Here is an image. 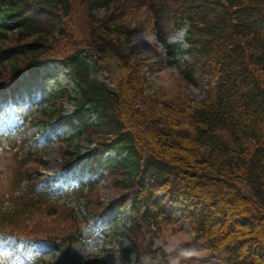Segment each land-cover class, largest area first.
Masks as SVG:
<instances>
[{
	"label": "trees",
	"instance_id": "16d2710c",
	"mask_svg": "<svg viewBox=\"0 0 264 264\" xmlns=\"http://www.w3.org/2000/svg\"><path fill=\"white\" fill-rule=\"evenodd\" d=\"M143 8L161 44L183 58L181 80L206 86L199 100L149 93L141 76L147 65L126 57ZM182 29L183 42L167 43ZM52 39L74 47L52 52ZM47 59L71 80L51 88L40 111L48 125L65 117V104L72 108L75 133L57 141L62 168L85 141L94 145V166L123 192L102 207L93 200L98 182L88 178L72 192L84 213L57 203L34 171L45 164L43 152L25 143L22 159L35 168L25 177L14 170L12 187L25 191L0 212L2 227L38 241L37 228L50 226L44 218L71 221L67 239H51L67 244L79 238V222L128 206L125 232L135 246L84 264H173L155 240L178 220L224 264H264V0H0V90L9 84L15 96L23 73L40 75Z\"/></svg>",
	"mask_w": 264,
	"mask_h": 264
},
{
	"label": "rangeland",
	"instance_id": "374dc122",
	"mask_svg": "<svg viewBox=\"0 0 264 264\" xmlns=\"http://www.w3.org/2000/svg\"><path fill=\"white\" fill-rule=\"evenodd\" d=\"M150 14L148 9L143 8L138 11L135 22L131 23L134 32L125 47L126 57L142 63L145 62L144 64L147 65V69L142 72L141 76L146 81L149 93L170 96L184 94L193 101L199 100L206 86L202 82L187 85L181 80L183 58L169 52L161 44ZM94 15L102 17L103 10H96ZM71 28L77 33L74 26ZM55 36L57 38V34ZM180 41H183L182 31L173 33L168 39V43L171 44ZM73 43L72 40L54 42V39L47 42L51 48L54 46L52 52L61 54H68L72 51ZM46 69L48 73H45ZM46 69L42 71V75L50 76V79L37 76L33 82L27 81L24 88L19 90L14 98L11 96L10 99L6 97L3 100L0 97V124L3 123L7 127L18 130V133L10 138H0V210L14 206L12 202H16L17 197L22 194V188H13L11 185L12 173L16 168H19L21 175L25 177L26 175L22 170L28 172V169L36 167L34 171L41 174L40 179L45 181V185H50L53 188L51 194L53 197H57L58 202L61 203L70 201V198L73 199L72 194L69 198L71 192L69 189L73 185L77 188V186L84 184L89 176L93 178L102 177V172L93 164L94 152L90 151L92 146L85 141L80 142V144L81 154L86 155L67 170H61L63 158L61 147L56 144L55 136L63 133L71 136L75 131L64 123L65 120L44 128L45 119L43 115H40V111L49 99L50 88H54L56 85H67L69 78L65 71L56 65L48 64ZM66 107L70 109V106L66 105ZM19 115H29V117L19 121ZM33 135L39 136L44 145L42 162L45 163L43 164L45 167L37 164L34 167L33 163L20 160L24 152L17 150V147L12 144L19 138H28ZM107 180L106 177L105 181L100 180L97 183L99 188L93 196V200L101 203L102 207L105 206L104 202L109 203L117 197L118 193L116 192H123L121 189H113L112 181ZM61 190L65 192L62 194ZM160 197L158 196L159 199ZM71 204L82 211L84 209V200L81 197L72 200ZM115 207L117 210L118 207ZM115 210H110L107 218L89 224L85 228L83 222H79L78 225L82 228V234L77 241L72 243L64 244L59 241H52L53 237L67 239L72 233L73 223L51 218L43 219L50 224L47 229L37 228L38 236L42 241L34 247L29 246L23 238L17 240L13 236L0 237V264H42L41 261L47 262L45 264H84L90 256H102L107 250L113 249V253L117 255V252L120 253L122 249H131L135 246L134 242L125 232V228L129 225V209ZM0 229L4 233L9 231L7 230L9 228L1 225ZM155 242V244L162 243L164 248L169 251L170 260L173 264H224L221 256H214L209 253L205 242L196 238L183 220L166 224L158 233ZM183 244H187V246Z\"/></svg>",
	"mask_w": 264,
	"mask_h": 264
}]
</instances>
